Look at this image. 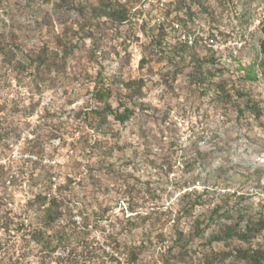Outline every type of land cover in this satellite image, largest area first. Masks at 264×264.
Wrapping results in <instances>:
<instances>
[{
  "label": "rangeland",
  "instance_id": "1",
  "mask_svg": "<svg viewBox=\"0 0 264 264\" xmlns=\"http://www.w3.org/2000/svg\"><path fill=\"white\" fill-rule=\"evenodd\" d=\"M65 1L0 0V41L23 68L9 66L0 75L9 160L30 157L22 150L32 137L27 126L40 123L41 164L51 165L60 182L78 174L77 163L87 168L78 176L84 191L78 186L74 193L103 210L96 222L122 249L104 247L121 264H128L129 250L139 252L137 264H165L166 258L168 264H199L209 249L226 248L208 238L228 219L201 222L196 231L194 218L202 220L211 204L222 200L232 219L241 208L264 212V54L258 46L264 0H156L143 12L137 0ZM102 1L125 5L129 19L115 26L95 17L93 7ZM180 2L189 16L178 10ZM181 17L184 24L174 27ZM183 42L185 50L176 48ZM42 49L56 64L37 75L30 57ZM102 81L111 88L106 100L113 108L121 111L123 102L134 109L127 121L106 114L98 127L90 108L101 103L91 90ZM167 160L165 172L160 166ZM29 163L22 166L26 172ZM24 182L6 189L11 214H24L31 196ZM204 185L209 199L203 194V202L188 207L194 196L182 199V193ZM93 232L94 244H101L102 231Z\"/></svg>",
  "mask_w": 264,
  "mask_h": 264
},
{
  "label": "trees",
  "instance_id": "2",
  "mask_svg": "<svg viewBox=\"0 0 264 264\" xmlns=\"http://www.w3.org/2000/svg\"><path fill=\"white\" fill-rule=\"evenodd\" d=\"M60 1L66 2L65 0ZM177 6L180 13H184V16L187 17L189 7L184 6L182 2L178 3ZM77 9L81 11L82 6L78 5ZM129 12V8L125 5L113 6L105 1H102L101 5L94 6L92 10V14L95 17L110 19L115 26L126 22L129 19ZM184 22L185 18H177V26L183 25ZM164 25L163 22L159 24L161 31L165 28ZM170 28L172 31L175 30L173 26ZM259 31L261 33L258 42L259 51L264 54L263 20L260 22ZM158 42L160 43V40ZM2 44L3 42L0 41V75L2 76V73L9 66H12L15 70H23L21 61L12 62L13 56H10V49H7ZM186 46L187 43L185 42L184 44L183 42L181 44L178 43L176 48L185 50ZM72 47L73 44L69 50L62 49L64 55L70 53ZM174 47L175 44H172L171 48L173 51ZM44 51L45 49H42L30 57V63L34 64L33 68L37 75H41L40 72L44 67L51 69L56 64L52 61L50 63L47 62V56ZM17 75L15 73V79L18 78ZM1 76L0 80L2 81ZM125 85L129 86L127 82H125ZM218 88L222 93H226L221 85H218ZM137 89L140 91L141 85H137ZM91 92L93 100L101 103L100 107H95L93 110L90 108L93 117L95 115L100 119L97 123L99 128L106 114H110L116 121L123 123L134 112V109L123 104V102L118 103V106L122 108L121 111L111 106L106 100L111 95V88L106 82L95 83ZM136 94L138 95L139 92ZM252 110H254L255 116L260 115V111H258L254 102H252ZM32 111L31 109L28 113L31 114ZM1 113L2 106H0V148L2 151V157L0 155V264H121L116 256L110 254L104 247L105 245H110L117 253H121L120 250L122 249V244L115 238V234H113L112 238L111 231L106 230L103 222H96L104 217L103 210L98 212L99 207L91 209L89 204L81 198V193L84 191V187L81 185L83 178L78 176L83 175L87 168L83 167L81 169V165L77 163L74 166V171H79L78 174H66L62 182L56 180L58 176L52 170V166L41 164V158L45 150V140L42 138L44 134L40 131V123L27 126L32 137L26 138L22 150L30 157L26 156V159H22V161L19 158L15 161L16 164H13L9 160L10 157L7 154L9 148L5 142V137L8 134V125L7 123L5 126L3 125ZM6 113L9 114L8 112ZM238 113H241L239 108ZM4 115L6 114L4 113ZM87 115L86 112V117ZM77 116L76 114L75 117ZM200 153L198 151L196 155L198 156ZM31 156H36V158L31 159ZM25 162H30L27 172L22 167ZM14 165L17 168H12ZM170 167V162L167 160L160 166V169L166 172ZM23 182L27 189L31 191V196L25 202L24 214H11V210L8 208V204L11 201L8 200L9 196L5 197L7 195L6 189L21 185ZM78 186L82 187V191L79 194L80 197L77 196V193H74V189ZM208 187L204 185L200 192L184 191L181 197L183 199V197L193 195V201L188 203V207L192 208L205 200L203 194L206 195L207 200L209 199L206 194L207 190H209ZM225 194L228 195V193ZM236 198L241 199L242 194L239 192ZM221 202L222 200H218L211 204L208 214H205L202 220L199 217H195L193 220L197 232L201 230L199 226L201 222L208 224V222L229 220L228 223L225 222L208 238V243L223 241L226 248L219 250L209 249L210 251L205 254L199 264H264V212L261 211L254 214L247 211L246 208H241L235 210L236 218L232 219L229 214L230 209L223 208L225 203ZM148 216L147 214L146 217ZM77 219L80 222H76ZM124 223L120 222L121 225ZM109 224L110 226L113 225L111 222ZM96 228H99L103 233L101 244H94L96 236H94L93 231ZM178 235H180V232ZM233 240L235 242L231 244L230 242ZM171 250L172 248L167 250V252L170 251L171 253ZM138 253V251L129 250L127 263H139ZM95 259H97V262H93ZM168 263L166 258L165 264Z\"/></svg>",
  "mask_w": 264,
  "mask_h": 264
},
{
  "label": "built area",
  "instance_id": "3",
  "mask_svg": "<svg viewBox=\"0 0 264 264\" xmlns=\"http://www.w3.org/2000/svg\"><path fill=\"white\" fill-rule=\"evenodd\" d=\"M128 1H129V0H119V2L122 3V4H127ZM155 1H156V0H137L136 7H137L138 9H140L142 12H143V11H148V10L151 8L152 3H154ZM160 5H162V2L160 3ZM133 8H134V6H133ZM143 16H145V13H143ZM140 20H141V19H140ZM141 21H142V20H141ZM161 22H163V18H162V20H159L158 23H161ZM172 25H173L174 27H178L176 22H172ZM178 29H179V28H178ZM179 30H180V29H179ZM179 39H181V40H183V41H185V40L187 39L186 36H185V34H184V32H183L182 34H180V38H179ZM126 209H127V208H126Z\"/></svg>",
  "mask_w": 264,
  "mask_h": 264
}]
</instances>
